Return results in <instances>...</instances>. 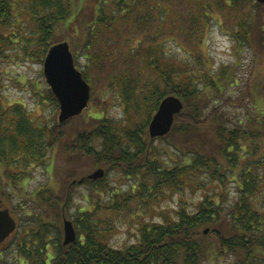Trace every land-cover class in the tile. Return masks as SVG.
I'll use <instances>...</instances> for the list:
<instances>
[{"label":"trees","instance_id":"obj_1","mask_svg":"<svg viewBox=\"0 0 264 264\" xmlns=\"http://www.w3.org/2000/svg\"><path fill=\"white\" fill-rule=\"evenodd\" d=\"M83 1L76 5L74 0H0V59L15 40L22 42L20 45L26 54H30V47L39 46L38 57L44 62L53 44L62 39L69 40L66 35L58 36L59 29L64 26V30L72 34L85 30L80 36V50L76 48L75 60L79 55L86 59V68L82 73L92 85V96L107 90L117 91L124 97L128 125L120 127L112 118L95 115L91 116L90 131L75 132V136L69 138L63 127L73 122L76 116L64 122L58 120L53 126L37 124L21 103L12 108L5 107L0 95V164L8 167L21 161L26 167L30 163L42 162L53 146L65 138L66 146L64 144L63 147H68L67 153L76 151L92 157L94 165L104 166L106 171L118 167L129 174L136 170L141 172L135 190L141 196L154 195L165 187L177 190L182 183H196L199 179H202L199 186L203 192L192 208L181 203L176 215L165 222H143L142 233L136 242L124 248L108 243L105 232L98 226L100 219L95 221L92 218V210L83 211L82 216L73 220L78 238L63 245L61 235L53 237L54 232L51 234L53 223L47 215H38L35 211L44 205H60L58 197L51 194L50 189H46L50 192L49 198L42 191L29 199L30 210L26 209L28 203L11 204L13 196L10 192H0L1 206L5 208V204L14 217L24 212L28 217L24 219L30 224L32 219L39 220V226L31 230V236L27 237L29 231L24 229L21 237L20 221L18 217L16 219L18 224L12 236L17 238L20 235L17 247L23 260L26 264H264V73L252 87L255 92L252 94L260 93L259 97L262 96L263 105L253 103L252 109L242 94L237 99L244 104L245 110L230 121L225 103L211 105V102L213 97L225 94L227 83L234 78L230 71L234 70L224 66L216 74L209 71L196 77L188 71L176 70L172 64L164 65L163 54L160 55L159 47L156 48L158 43H154L155 48L151 47L150 56L143 57L130 53H127L128 57L118 56L111 47L101 46L103 39H111L114 32L120 29L126 37L148 34L155 42L163 37V25L169 19L168 12L160 14L157 2L176 0H99L89 19L77 14L84 8ZM214 10L224 17L228 11L234 15L236 24L229 32L239 42L254 40L258 45L257 51L264 48V3L257 0H215ZM13 11L19 13L12 16ZM203 12L199 20L208 16L207 12ZM20 15L31 19L36 30L26 35L23 28L11 31V34L5 33L13 25L12 18L17 24L21 22ZM73 24L75 27L71 28ZM201 24L205 26V20H201ZM117 57L122 59L117 60ZM120 61L126 71L119 74L110 71ZM136 63H139V68L134 77L131 72ZM144 67L152 68L154 80L150 85L147 83L149 76L144 78L141 73ZM143 79L145 86H138ZM260 88L263 89L262 94ZM47 92V98L58 107L59 102L51 88ZM168 95H177L184 101V108L176 115L171 131L159 137L176 149V159H162L159 148L152 147L154 138L150 137L148 130L153 114ZM229 100L235 101L232 98ZM130 108L135 114L146 111L144 120H134ZM202 134H211L218 156L208 152L209 149L200 141V145L192 149L179 147L175 142L194 139ZM93 138L98 143L97 147L90 144ZM79 169L72 168L63 177L65 201L67 197L69 199L73 186L79 184H69L70 179L80 177L83 171L79 172ZM6 175L13 179V185L18 181L19 176L12 173ZM201 175L204 177L200 178ZM230 178L237 188L232 199L226 189ZM103 180L86 182L98 184ZM207 228L209 231L205 232ZM54 238H57V243ZM52 241L57 246L56 254L48 251ZM6 245L0 243V255H3L1 251Z\"/></svg>","mask_w":264,"mask_h":264},{"label":"rangeland","instance_id":"obj_2","mask_svg":"<svg viewBox=\"0 0 264 264\" xmlns=\"http://www.w3.org/2000/svg\"><path fill=\"white\" fill-rule=\"evenodd\" d=\"M79 1L81 2V0H74V3L78 5ZM97 1L99 0H84L83 10L77 13L79 17L83 16L86 19L92 17L91 15ZM174 2H157L159 4L158 7L160 6L158 10L160 14L168 12L169 19L163 25L161 33L163 37H159L155 42H152V37L148 34L134 38L126 37V35L120 33V29L119 31L116 30L118 32L112 33L111 39H103L101 46L107 45L111 47L118 56L124 55L128 57L127 53H130V55H134L135 57H138L140 54L143 57L144 55L150 56L152 54L150 53L151 47L155 48L158 43L156 48L159 47L160 55L163 54L161 57H163L164 65L172 64L176 70L188 71L196 77H200L209 71L216 74L224 66L230 70H234L230 71L233 72L234 78L227 83L225 94H222L220 97H213L211 102V105H215V103L216 105H224L225 103L224 108L227 114L230 113V121L235 120L245 110L244 104H241L239 99H237L238 96L242 97V94H244L248 106L252 107L253 103L263 105L262 96H260L261 98L259 97L260 93L254 95L255 92L252 87H254L255 82L264 73V48L261 51H257L258 45L256 41L243 40L239 42L236 37L230 34L229 30H234L232 26L236 24V18L229 11L226 17H224L221 12L216 11L218 10L217 5L215 7L216 10H214L215 0H176ZM203 11L208 13V16L205 15L201 19L205 20V26L199 20L202 17L201 14H204ZM18 13L19 11H13L12 16ZM19 19L21 22L17 24L16 20L12 18L13 25L5 33L11 34V31L16 32L18 28H23L26 35L36 30L37 27L31 19L26 18L24 15H20ZM74 27L75 25L73 24L71 28ZM58 32V36L66 35L69 37L70 41L68 40V42L75 57V53L77 54V51L80 50V36L82 37L86 31L80 29V32L77 34H72L67 29L64 30L63 26ZM61 41L67 40L62 39ZM20 43L22 42L14 40L9 49L5 51V56L0 59V95L3 105L12 108L13 105L21 103V106L28 112V116L35 123L53 126L58 121L60 106L57 107L47 98L49 97L47 90L50 86L44 75V63L38 57L39 46L30 47V54H26ZM262 47H264V42ZM121 59L117 57V60ZM75 62L80 70L86 68V59L81 55L78 56ZM138 64L133 65L134 70L131 73H134V77L138 73ZM109 65H112V62H109ZM141 65L142 63L140 67ZM142 70L143 72L141 73L144 75V78L145 76H149L148 85L152 84L154 80L152 68L144 67ZM110 71L119 74L126 71V67L120 61ZM230 75L232 74L230 73ZM141 78H143L142 75ZM200 79L203 80L202 78ZM144 84L143 79L138 86L143 87L145 86ZM262 88H260L261 94L263 92ZM230 98L235 101H230ZM252 109L254 108L252 107ZM130 113L134 120L142 121L146 117V111H140V114H135L130 108ZM127 114L124 97L117 91L107 92V90H103L95 93L83 112L77 115L73 122L66 123L63 130L67 132L69 138H73L75 132H80L81 134L82 132L90 131L91 116L95 115H105L112 118L117 122L118 126L125 128V125H128ZM1 135L2 129L0 128V138ZM210 135L202 134L200 137L194 139L185 138L182 141L175 140V142L179 147L188 146L187 148L189 149L199 146L202 142L201 144L209 149L208 152L211 151L218 156L216 144L211 140ZM186 139H193L194 141H187ZM69 142H71L70 139ZM152 143V147L159 148L162 159H176L178 157L176 149L168 145L164 139L156 137ZM64 144L66 146L65 138L60 139V143L53 146L47 153L48 157H45V160L48 161L30 163L26 167L21 164V161L8 167L0 164V192L2 194L5 192L11 193L13 196L11 204L13 202V204L18 206L20 202H24V204L28 203L26 209L30 210L29 199L36 197L39 192L43 191L47 194L48 197L46 198H49L50 192L58 197L60 203V205L58 204L59 206L57 205L58 207L44 205V207H37L35 211L38 215H47V219L53 223L51 234L54 232L52 234L53 237L56 234L61 235L62 242L64 236V216L73 221L82 216L83 211L92 210L94 214L92 218L95 221H99L98 219H100L98 226L102 232H105V239L108 243L116 248H124L136 242L137 237L142 233L141 224L143 222H147L148 224L165 222V220L176 215L175 212L181 203L192 208L193 203H196L202 195L203 189L199 186L202 179H199L196 183H182L181 187L177 190L165 187L161 191L157 190L154 192V195L148 196L147 194L146 196H141L135 191L136 185L141 178V172L137 173L138 170H136L134 173L129 174L118 167L110 168L106 171L102 182L90 184L86 182L90 180L86 176L96 168L102 167L105 170L106 168L101 165H94V159L83 153L76 151L67 153L68 147L64 149ZM90 144L95 147L98 146L94 138ZM49 162H51V165ZM3 168H5V173L3 172ZM72 168H80L79 172L83 171L84 173L82 172L80 177L70 179L71 181H77L83 177L85 179L82 183L73 186L74 188L71 189L69 199L67 197L66 201L67 199L68 201L66 202L64 199L66 192L63 177ZM6 173L19 176L18 181L16 180L13 185L12 178L7 176ZM2 175L4 176L3 178ZM203 177L204 175L200 176V178ZM46 189H50V192H47ZM226 189L229 192V198L232 199L236 195L237 188L236 183L231 178L226 183ZM51 190L54 192L52 193ZM46 202L48 201L46 200ZM3 205L5 208H8L5 204ZM18 209L19 207L16 210ZM17 217L20 221V224H18V221L17 224L20 225L21 237L24 234V229L29 231L26 235L28 237L33 232L31 230H35L39 226L38 219H32V224L24 219L28 218L24 212H21L20 216H16L15 214V220ZM17 238L11 234L5 241L0 242L7 244L3 251H1L3 255H0V264H26L18 250L17 244L19 240ZM53 241L57 243V238H54ZM53 241L48 251L56 254L58 250ZM223 264H228V262H224Z\"/></svg>","mask_w":264,"mask_h":264},{"label":"water","instance_id":"obj_3","mask_svg":"<svg viewBox=\"0 0 264 264\" xmlns=\"http://www.w3.org/2000/svg\"><path fill=\"white\" fill-rule=\"evenodd\" d=\"M264 3V0H257ZM44 75L59 105V121L64 122L80 115L88 106L91 98V85L76 67L74 54L68 41L53 44L44 59ZM184 108L182 99L177 95L166 96L159 104L149 123V135L156 138L168 133L176 114ZM106 170L96 168L86 177L91 180L104 178ZM84 177L71 183L82 182ZM17 222L8 208H0V242L5 241L16 229ZM209 228L205 230L208 232ZM63 245L77 240L76 227L71 219L63 218Z\"/></svg>","mask_w":264,"mask_h":264},{"label":"flooded vegetation","instance_id":"obj_4","mask_svg":"<svg viewBox=\"0 0 264 264\" xmlns=\"http://www.w3.org/2000/svg\"><path fill=\"white\" fill-rule=\"evenodd\" d=\"M71 182V181H70ZM0 205H1V201H0Z\"/></svg>","mask_w":264,"mask_h":264}]
</instances>
